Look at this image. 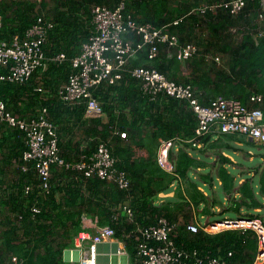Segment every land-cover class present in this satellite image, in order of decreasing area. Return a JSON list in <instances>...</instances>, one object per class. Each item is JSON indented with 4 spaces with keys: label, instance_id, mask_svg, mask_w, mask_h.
<instances>
[{
    "label": "trees",
    "instance_id": "1",
    "mask_svg": "<svg viewBox=\"0 0 264 264\" xmlns=\"http://www.w3.org/2000/svg\"><path fill=\"white\" fill-rule=\"evenodd\" d=\"M120 1H0V40H11L17 33L24 36L39 16L54 24L43 45L45 66L37 69L26 83H0V98L7 108L28 118L48 107L59 136L60 154L66 162L90 157L104 142L116 159L115 169L126 172L129 179V186L122 188L118 182L53 165L49 191L44 192L33 164L28 163L27 171L21 167L27 148L24 133L0 121V264H78L66 259L65 251L75 248L85 218L93 219L98 226H113L133 260L135 245L142 240L138 228L157 224L161 217L171 222L184 221L172 238L178 248L188 253L184 258L188 264H210L212 259L225 264H254L259 250L254 229L217 233L200 229L193 233L187 223L193 210L198 211L203 205L199 213L208 212L218 201L200 187L204 185L213 193L218 184L225 195L237 199L239 218L263 219L260 212L253 211L257 207L264 210L263 165L253 171L242 169L235 175L224 165L231 164L230 159L222 155L223 164L215 168L211 165L212 170L203 173L207 162L197 157H203V147L190 142L196 137L198 117L188 101L167 94L151 99L130 69L140 65L156 67L169 78L190 84L204 105L223 95L253 106L250 96L259 93L264 109V34L255 36L264 27L258 18L264 14L262 0H247L238 15L223 7L204 12L200 9L202 5L230 0H125V15H131L138 23L169 25L180 45L195 44L198 50L183 61L169 57L165 46H161L155 59H149L147 47L140 50L131 58L122 80L96 89L104 115L89 118L84 105L65 104L58 99L57 90L69 79L71 59L94 33L93 6L115 7ZM176 20L179 22L174 24ZM126 37L135 42L141 40L140 35L132 33ZM61 53L66 59H57ZM217 56L220 61L215 59ZM184 66L190 70L188 73ZM122 132L127 137H122ZM213 134L196 140L206 147ZM164 140L172 142L173 172L159 163V147ZM226 147L236 148L231 144ZM11 168L16 169V178L9 185ZM175 181V195L161 197L160 193L173 189ZM29 185L31 190L26 193ZM32 205L39 206L40 212L34 213ZM125 205L133 211L131 218L123 213ZM241 207L248 211L241 213ZM14 256L17 262L13 261Z\"/></svg>",
    "mask_w": 264,
    "mask_h": 264
},
{
    "label": "built area",
    "instance_id": "2",
    "mask_svg": "<svg viewBox=\"0 0 264 264\" xmlns=\"http://www.w3.org/2000/svg\"><path fill=\"white\" fill-rule=\"evenodd\" d=\"M246 3L247 0H230L219 4L202 5L200 9L204 12L206 9L223 7L231 14L238 15ZM125 7V0H121L115 7L101 4L93 6L94 33L82 44L80 52L71 59L72 72L69 79L57 90L58 99L65 104L84 105L86 117L104 115L103 104L95 96L96 89L102 84L114 85L122 80L131 58L145 47L148 48L149 59H155L161 51V46H165L169 57H177L182 61L193 56L198 50L195 44L180 45L178 35L171 32L169 25L156 27L138 23L131 15H125ZM260 19L264 21V14L260 15ZM178 22L176 20L174 24ZM2 25L3 18L0 14V29ZM53 26L51 20L39 16L24 36L17 33L11 40H0V83H26L37 69L45 66L47 57L43 45ZM131 33L140 35L141 40L135 42L127 38L126 35ZM263 34L264 31L261 30L259 36ZM57 59L64 60L66 55L61 53ZM215 59L220 61L218 56ZM130 73L141 82L143 92L151 99L157 98L159 94H167L188 101L198 117L196 137L190 142L196 141L195 144L198 147L204 143L197 142V137L215 131L225 134H245L259 143H264V109L261 106L263 103L261 94L253 93L250 96L253 106L223 95L212 98L209 104L204 105L190 84L177 82L156 67L135 66L130 69ZM38 89L42 90V88ZM0 121L24 133L27 148L23 153L25 164L21 167L27 171L29 165L33 164L44 192L49 191L53 165L81 171L87 177L98 176L112 180L118 182L122 188L129 186L126 172L115 169L116 159L104 142L98 145L90 157L82 156L76 162H66L60 154L59 136L54 122L50 119L48 107H43L35 116L25 118L9 110L5 100L0 98ZM121 136L127 137V133L122 132ZM171 147V141H162L158 159L165 170L173 172V163L170 160ZM167 163L169 167L165 168ZM30 190L31 185L25 189L26 193ZM31 209L34 213L40 212V207L37 205H32ZM123 213L130 218L133 216L131 207L126 205ZM223 222L225 224H222ZM93 224L97 228L96 232L92 233L84 227L76 237L75 249L80 250L81 256L76 262L72 254L71 262L101 264L97 260V245L117 238L113 226ZM180 224H184V221L171 222L166 217H161L157 224L139 227L138 231L142 235V240L135 245V257L130 264H188V261L184 259L188 257V253L178 248L172 238ZM187 229L193 233L200 229L209 233L226 229H254L259 243L254 264L264 263V221L261 218H225L205 223L190 219ZM73 250L71 249L72 253ZM119 252L124 257L129 256L123 249ZM13 261L17 262V257L14 256ZM111 264H122V262ZM210 264H225V261L212 259Z\"/></svg>",
    "mask_w": 264,
    "mask_h": 264
},
{
    "label": "rangeland",
    "instance_id": "3",
    "mask_svg": "<svg viewBox=\"0 0 264 264\" xmlns=\"http://www.w3.org/2000/svg\"><path fill=\"white\" fill-rule=\"evenodd\" d=\"M46 1H49V0H46ZM50 2L51 4H53L52 0H50ZM183 68L185 69L186 73L190 71L188 70L186 66H184ZM213 137H217V140L213 141L214 143L211 140L209 144L206 145V148H203L204 154L206 156L204 154H203V157L197 156L203 160H206L207 162V164L203 167L204 168L202 170L203 173H209L212 170L211 165L215 168L216 166L223 164L220 159L222 155H225L227 158L230 159L231 164H229V162H226V165L235 175L240 174V171L242 169L243 171H248V170L253 171L255 167H259L260 165H263V168H264V143H259L255 140L252 141L250 140L249 136L245 134H239V133L238 134H225L222 132L215 131L213 134ZM228 144H231L233 147H236V148L226 147ZM224 152L227 154H225ZM168 167L169 165L167 163V166L165 168H168ZM246 174H248V172H245V175ZM214 175H216V172H214ZM176 184L177 182L175 181V185ZM203 188L205 191H207L208 195H211V197H214V198L216 197L218 200H220L221 206L229 207L230 201L226 200L225 193L224 191H222L221 186L219 184L216 186L215 190H213V193L212 191L207 189L204 185H203ZM224 210L225 209H223V211ZM228 210H232V211H228ZM228 210L222 213L220 211L215 213V211L211 210L210 208L209 210L210 212H208L207 215L210 216V220L213 219L215 221L223 219L226 216L230 218H238L236 212L233 211L234 210L233 207L228 208ZM261 213L263 214L262 220H264V212H261ZM0 214L2 213L0 212ZM200 222L205 223L204 219H202V221L200 220ZM97 250L109 251L110 249L107 245L104 247L103 245L100 244ZM72 254H73L74 261L77 262L80 260L81 254H80L79 249H75L73 253H71L70 250H66L65 251L66 259H68L69 261H72L71 260ZM97 260H98V263H109L111 262V257L109 255L100 254L97 257Z\"/></svg>",
    "mask_w": 264,
    "mask_h": 264
},
{
    "label": "crops",
    "instance_id": "4",
    "mask_svg": "<svg viewBox=\"0 0 264 264\" xmlns=\"http://www.w3.org/2000/svg\"><path fill=\"white\" fill-rule=\"evenodd\" d=\"M261 11H264V0H262V10ZM259 19H260V17H258ZM261 26H264V22L263 21H261ZM264 31V27L262 28V29H260V31ZM260 31L258 32V34H256L255 36L256 37H260L259 36V34H260ZM258 35V36H257ZM228 134H231V133H228ZM250 138V137H249ZM215 140H217V137H213L212 138V142L213 141H215ZM250 140H252L253 141V139L252 138H250ZM199 147H203V148H206L205 147V143H204V145H202V146H199ZM225 153V152H224ZM225 154H227V153H225ZM215 163V162H214ZM217 164V163H216ZM224 165H226V164H224ZM16 169L15 168H11L10 169V173H9V181L10 182H8V184L10 185L11 183H13V180L16 178V171H15ZM5 186H7V184H5ZM177 187V184L175 185V182H173L172 183V190L170 191V192H162V193H160V196L161 197H163V198H165V197H172L173 195H175V188ZM201 188V190L206 194V195H208L207 194V191H205L204 190V188H203V185L200 187ZM237 195L238 194H236L235 193V197H237ZM226 196V200L227 201H230V203H229V207H226V206H221V201L220 200H218L217 201V203L215 204V205H212L211 207H209L208 208V212H210L209 210H210V208H211V210H213V211H215V213H217L218 211H220L221 213L222 212H226L227 210H228V208H230V207H233L234 208V210L233 211H235L236 212V214H237V216H238V218L240 217L239 216V212L236 210V201H237V199H235V198H230V196H228V195H225ZM0 208H2V206L0 205ZM203 205L200 207V209L198 210V211H195V210H193V214H192V219H197V220H201L202 221V219H204V221L205 222H210V221H213V219H211L210 220V216H208L207 215V213L208 212H200L199 213V211H202L203 210ZM223 209H225L224 211H223ZM227 209V210H226ZM245 209V210H244ZM228 211H232V210H228ZM248 210H247V208H245V207H241V213H245V212H247ZM253 211H257V212H264V210L261 208V207H257V208H254V210ZM0 212H1V210H0ZM261 215H263L262 213H261ZM209 217V218H208ZM205 218H207V219H205ZM225 218H230V217H228V216H226ZM224 218V219H225ZM217 221V220H216ZM93 223H96L93 219H91V218H86L85 220H84V224H83V226L85 227V228H87V229H89V231H91V232H96L97 231V228H96V226H94V224ZM103 245L104 247L107 245L108 247H109V251H107V250H101V251H99L98 250V255H100V254H102V255H109L110 257H111V262H109V263H101V264H111V263H120V262H122V264H130V262L132 261L131 260V255H130V253L128 252L129 250H128V248H127V246H126V244L124 243V241L123 240H121L120 238H115L114 240H111V241H105V242H101V243H99L98 245H97V248H98V246L99 245ZM75 247H76V245H75ZM71 249H74L75 250V248H71ZM71 249H69L70 251H71ZM106 249H107V247H106ZM124 250V251H126V254L127 255H129V256H126V257H124L123 255H121L120 254V250ZM73 250V251H74ZM71 253H72V251H71ZM264 264V263H263Z\"/></svg>",
    "mask_w": 264,
    "mask_h": 264
},
{
    "label": "bare ground",
    "instance_id": "5",
    "mask_svg": "<svg viewBox=\"0 0 264 264\" xmlns=\"http://www.w3.org/2000/svg\"><path fill=\"white\" fill-rule=\"evenodd\" d=\"M222 224H225V222H223ZM228 224H230V222Z\"/></svg>",
    "mask_w": 264,
    "mask_h": 264
}]
</instances>
